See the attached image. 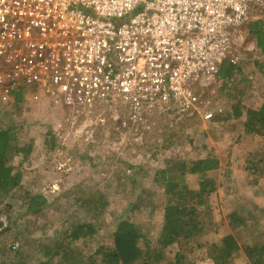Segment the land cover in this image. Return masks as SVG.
Returning <instances> with one entry per match:
<instances>
[{
    "label": "built area",
    "instance_id": "built-area-1",
    "mask_svg": "<svg viewBox=\"0 0 264 264\" xmlns=\"http://www.w3.org/2000/svg\"><path fill=\"white\" fill-rule=\"evenodd\" d=\"M262 9L264 0H0V103L22 90L27 102L63 106L55 138L86 145L107 123L136 141L161 123H208L221 108L205 110V93L222 62L237 63L235 32Z\"/></svg>",
    "mask_w": 264,
    "mask_h": 264
},
{
    "label": "rangeland",
    "instance_id": "rangeland-1",
    "mask_svg": "<svg viewBox=\"0 0 264 264\" xmlns=\"http://www.w3.org/2000/svg\"><path fill=\"white\" fill-rule=\"evenodd\" d=\"M257 17L249 18L235 32L239 69L233 89L219 87L221 81L216 82V90L214 88L213 93H205L210 103L205 110L222 108L242 90L245 98L243 108L253 104L256 97L259 102L264 100V73L257 69V64H263L264 57L254 47L246 26L264 18V9L257 12ZM247 76H251L252 80L248 81ZM45 99L33 103L22 97L20 102L13 99L8 105L0 103V126L17 127L18 142L25 149L24 153L14 159L16 164L21 162L20 186L12 190L3 201V205H8V208L0 218L5 225L0 235V259L10 256L20 260L21 253L26 256L29 264H93L97 260L94 252L99 247L111 246L116 221L125 215H132L130 220L140 225L144 236L155 242L158 235L156 225L162 220L166 197L163 187L153 181V172L160 168L162 155L151 158L154 153L150 144L156 139H162L159 135L164 129L177 132V137L173 139L174 153L186 159L194 156L188 148L191 143L198 147V142L205 141L203 146L208 147L210 140L218 142L216 149L222 153L220 157L225 159H220L221 166L216 173H209V177L214 178L217 184L216 193L213 194L216 198L214 205L208 207L207 204L205 208L208 207L207 210L212 212L216 205L218 224L232 210L244 218L246 227L237 231L229 230L240 245L238 254L244 253L243 249L248 242L256 246L263 245L264 160L258 150L264 146V135H245L241 131L240 122H235L225 124L222 132V128L216 125V136L213 137L214 130L207 122L193 116L173 121L171 126L161 123L148 136L138 139V142H142L139 145L130 144L126 136L122 138L114 135L109 129L108 135L97 134L94 145L87 148H79L77 137L71 133L65 134L62 140L56 138L57 144L51 147L50 134L46 130L51 131L66 109L58 106L56 109L59 112L51 108ZM261 159L263 161L259 162ZM126 170H130L129 174H126ZM198 180L199 177L187 178L185 184L192 190V186L198 188ZM94 189L103 192L107 200V215L97 221L93 235L73 242L69 246L70 252L63 255L58 252L56 259L47 260L42 254L44 246L48 247V243L52 245L53 239L58 242L60 238H65L69 226L74 222L84 224L92 220L74 200L76 197L81 199L87 196ZM26 190L45 198L46 204L37 212L26 213L23 210L21 204ZM131 205L136 209L129 211ZM223 228L226 229V226ZM196 240L187 247L188 261L191 264H213L207 256L203 239ZM16 243L18 246L12 249ZM232 263L249 264L248 261L238 260L235 254Z\"/></svg>",
    "mask_w": 264,
    "mask_h": 264
},
{
    "label": "trees",
    "instance_id": "trees-1",
    "mask_svg": "<svg viewBox=\"0 0 264 264\" xmlns=\"http://www.w3.org/2000/svg\"><path fill=\"white\" fill-rule=\"evenodd\" d=\"M246 26L247 33L252 36L254 47L264 57V18L248 23ZM257 66L258 71L264 73V62L263 64H257ZM238 69V62L236 64H230L228 61L222 62L217 73L219 82L221 81L219 87L232 90L237 81L235 79L238 75ZM247 80L251 81V76H247ZM242 91L236 93L233 97L231 96L232 99L229 104L222 106L221 113L214 114L208 123L216 122V125L222 128L220 131L222 132L225 129V124L240 122L241 131L245 135L263 136L264 101L255 108L251 106L243 108L245 98ZM22 94L23 91L20 90L14 95L16 102L21 101ZM196 118L199 119L198 116ZM109 129L112 134L117 135V133H113L110 124L105 125L102 130L98 128L94 133V142L87 145L76 142L79 144L77 146L79 148L93 146L98 138H96L97 134L104 133L108 135ZM172 130L164 129L161 135L157 134L162 139H156L150 144L154 153L151 158L157 157L158 154L162 155L159 161L160 168L153 172V181L163 187L166 197L162 222L159 234L155 237V242L145 237L143 228L130 220L132 215H125L116 221L111 246L99 247L94 252L93 255L97 260L93 264H191L186 257L187 247L191 242L197 241L196 238L202 233L203 222L201 221L209 219L210 212L207 210L208 207L205 208L207 198L215 191L217 186L215 179L209 176L216 173L221 165L216 155L211 152L205 154L204 157L195 159H186L181 154H175L173 139L177 137V132H172ZM153 131L154 129L149 134ZM46 132L50 134V146L53 147L55 143L57 144L55 132L52 128L51 131L48 129ZM148 135L145 134V136ZM157 140L160 141L158 146L156 145ZM128 142L130 144H140L132 137H129ZM193 145L190 146L193 151H196L197 147H193ZM202 146L199 149H202ZM24 152V147L18 142L17 127L15 128L13 125L0 126V218L8 208V205H3L5 197L20 186L22 178L21 162L16 164L14 159ZM258 153L264 160V146L259 148ZM169 154L170 156H168ZM263 160L261 159L259 162ZM192 175L199 177L196 190L188 189L185 184V178ZM22 199L21 205L26 213L37 212L46 204V200L41 194H31L27 190L24 192ZM74 202L79 204L85 215H89L92 220L84 224L74 222L75 224L69 226L67 236L60 238L58 242L55 239L51 240L52 245L48 243L50 241H45L48 243V247L44 246L42 254L45 255L47 260L56 259L58 252L59 255L70 252L69 246L73 242L93 235L96 231L97 221L107 215V200H105V196L100 189L91 190L87 196L81 199L76 197ZM133 209L135 210L136 207L131 205L129 211ZM223 220L219 227L227 226L230 231H237L245 225L244 218L237 215L234 210L226 214ZM4 228L5 225L0 219V235ZM142 241L143 246L141 247ZM17 246L12 245V249ZM239 249L240 247L232 233H229L216 241L208 256L211 259V254H214L211 259L213 264H233L232 257ZM243 251L249 264H264V244L260 246L247 245ZM25 257L21 253L20 260H14L13 257L6 256L0 259V264H29L28 259H25Z\"/></svg>",
    "mask_w": 264,
    "mask_h": 264
},
{
    "label": "crops",
    "instance_id": "crops-1",
    "mask_svg": "<svg viewBox=\"0 0 264 264\" xmlns=\"http://www.w3.org/2000/svg\"><path fill=\"white\" fill-rule=\"evenodd\" d=\"M217 82H219V81H217ZM213 88H215V90H216V82L214 83V85H213ZM247 101V100H246ZM245 101V102H246ZM264 101V100H263ZM262 101V102H263ZM262 102H259V98H255L254 99V102H253V104H250L249 105V107L251 106L252 108H255V107H257L260 103H262ZM244 103V102H243ZM247 103H251L249 100L247 101ZM208 125H209V127H211V129L212 130H214V132H213V137L214 136H216V122H211V123H207ZM207 125V126H208ZM214 129H213V128ZM215 134V135H214ZM208 143V142H207ZM210 143V144H209ZM209 143H208V147H205V146H202L203 148L202 149H199V148H201L200 146L201 145H204L205 144V141H203V142H198V147H197V149L198 150H196V151H193L192 149V147L190 146V145H188V148L193 152V154H194V156L193 157H189V159H195V158H198V157H204L205 156V154H207V153H213V154H215L218 158L221 156V154L222 153H219L218 151H217V145H218V142H216V141H212V140H210L209 141ZM216 143H217V145H216ZM191 145H193V144H191ZM193 147H194V145H193ZM210 148V149H209ZM215 151V152H214ZM205 153V154H204ZM229 154V153H228ZM220 159H225V157L224 158H222V157H220L219 158V161H220ZM231 162H233V161H231ZM221 165V164H220ZM72 175H75V173H72ZM193 177H198L197 175H192V176H187L185 179H187V178H193ZM197 189V186H192V190H196ZM216 193V189H215V191L213 192V193H211L209 196H208V198L207 199H209V202H208V200H207V204H208V207H209V205H214L215 204V201H214V199L216 198L215 197V195L213 196V194H215ZM253 193H256V194H258L259 192H253ZM213 207H215V211L213 210L212 212H210V216H208V218L209 219H206V220H204V221H201V222H203L202 223V233L196 238V239H198V238H201V239H203V242H204V248H206L207 249V256L211 253V249H212V246L216 243V241H218V239L219 238H221L223 235H225V234H229L230 232H229V228L226 226V229L225 228H223V226H220L219 227V225L220 224H218V223H216V205L215 206H213ZM210 210H212V208L210 209ZM161 222H162V220H159L158 221V224L156 225V226H158V234H159V229H160V225H161ZM216 224H217V226H216ZM220 229V230H219ZM222 230L224 231V232H222ZM229 232V233H228ZM158 236V235H157ZM238 244V243H237ZM264 244V243H263ZM239 245V244H238ZM247 245L249 246V245H255L254 243H247ZM246 245V246H247ZM240 246V245H239ZM204 248H202V250L203 251H205L204 250ZM198 252H199V250H198ZM206 254V253H205ZM214 254H211V259H212V256H213ZM235 255H237V259L238 260H241L242 262H247V257H246V255H245V253H240V254H238V252L235 254ZM208 258H209V256H208ZM210 258H209V260H211Z\"/></svg>",
    "mask_w": 264,
    "mask_h": 264
}]
</instances>
